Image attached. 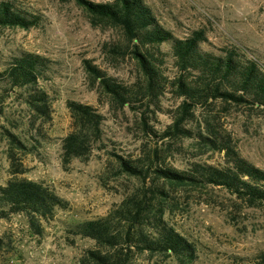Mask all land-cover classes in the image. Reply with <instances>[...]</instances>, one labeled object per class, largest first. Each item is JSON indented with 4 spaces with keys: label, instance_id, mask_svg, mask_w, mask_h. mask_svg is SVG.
I'll list each match as a JSON object with an SVG mask.
<instances>
[{
    "label": "rangeland",
    "instance_id": "1",
    "mask_svg": "<svg viewBox=\"0 0 264 264\" xmlns=\"http://www.w3.org/2000/svg\"><path fill=\"white\" fill-rule=\"evenodd\" d=\"M104 1V0H94ZM160 23L177 37L194 30L206 32V50L220 51L237 46L255 57L264 68V0H145ZM27 11L40 15L31 28H0V70L24 51L42 54L50 67L40 85L49 93L51 116L32 115L21 88L11 89L0 81V184L11 177L8 131L29 147L14 149L18 177L42 181L69 201L42 220L38 234L24 214L0 218V264H79L93 239L76 234L77 224L106 215L142 182L126 173L116 174V154L144 158L158 149L163 164L186 169L192 163L225 164V152L197 136L206 110L197 109L188 123L193 136L160 138L172 123V110L181 101L166 92L162 108L147 112L151 130L129 106L120 107L101 92L86 68L90 60L109 76L124 84L142 77L136 60L114 54L112 47L123 42L120 28L97 22L75 0H16ZM165 73L177 72L170 43H163ZM69 100L93 105L104 115L102 139L84 158L65 162L63 138L72 130ZM212 109V110H211ZM210 113L214 124L227 135L242 156L264 168V111L245 105L217 103ZM160 159V158H159ZM158 159V160H159ZM160 161V162H161ZM152 181V180H151ZM150 182V181H149ZM166 220L196 246V256L186 264H259L264 254V203L255 205L238 198L224 187L177 185L168 197ZM175 256L149 252L138 255L136 264H185Z\"/></svg>",
    "mask_w": 264,
    "mask_h": 264
},
{
    "label": "trees",
    "instance_id": "2",
    "mask_svg": "<svg viewBox=\"0 0 264 264\" xmlns=\"http://www.w3.org/2000/svg\"><path fill=\"white\" fill-rule=\"evenodd\" d=\"M75 1L93 20L120 28L124 41L116 43L112 51L130 53L141 70L140 79L124 84L86 60V68L101 92L116 105L135 110L146 130H151L148 110L151 106L162 108V98L166 92H172L181 101L172 110V123L162 131L160 138L193 136L194 130L188 123L195 118L197 109L206 110L205 119L199 122L203 130L196 134L224 151L226 158L224 165L195 162L186 169H179L163 164L164 155L158 149L154 150V155L148 151L142 159L116 154L120 168L116 174L137 177L142 184L106 215L77 224L76 234L96 242L95 248L88 249L79 264H136L138 255L144 252L169 254L180 262H191L196 256L195 244L165 218L172 188L177 185L219 186L251 205L264 203V168L232 146L227 135L214 124L216 116L210 113L217 103L264 111V68L255 57L237 46L220 51L204 49L202 44L208 37L202 29L183 38L177 37L160 23L145 0ZM41 18L18 5L16 0H0V28H31L39 25ZM163 43L171 44L175 57L177 72L173 77L164 70ZM49 67L48 57L24 51L14 55L8 66L0 70V81H6L11 89H23L24 100L35 119L51 116L50 95L40 85ZM68 107L73 127L63 138L65 162L87 157L93 151L102 139L105 118L88 103L69 100ZM7 134L12 145L9 158L13 177L0 184V218L24 214L31 228L40 234L43 232L41 221L52 218L57 208H66L69 201L42 181L17 176L25 171L18 167L13 150L25 151L29 147L17 134L11 131ZM2 242L0 238V246ZM259 264H264V254Z\"/></svg>",
    "mask_w": 264,
    "mask_h": 264
}]
</instances>
